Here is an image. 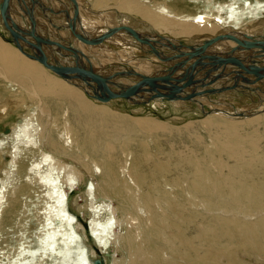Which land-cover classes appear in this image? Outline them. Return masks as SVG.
Wrapping results in <instances>:
<instances>
[{"label": "bare ground", "instance_id": "obj_1", "mask_svg": "<svg viewBox=\"0 0 264 264\" xmlns=\"http://www.w3.org/2000/svg\"><path fill=\"white\" fill-rule=\"evenodd\" d=\"M16 1L8 3L10 22L16 14L28 25L26 8L32 13L31 26L37 21L39 29L48 33L41 34L39 39L43 43H34L35 49L30 50L25 49L24 38H18L24 50L40 54L46 48L50 53L45 55L51 63L56 62H52L50 55H61L63 65L78 62L101 76L109 78L114 74L110 81L116 87L135 85L136 88L129 91L131 99L137 101L135 103L167 99L176 105L187 99L200 104L199 108L203 109L202 102H205L212 109L211 115L224 116L230 126L219 133L226 136L225 140L214 141L215 150L210 154L209 162L200 160L194 149L189 152L175 147L164 150V146L157 145V149L152 150L145 139L137 153L126 146L125 151L137 162L135 167L130 161L132 157L115 166L107 151L99 155L97 146L96 154L87 151V144L95 140L93 133L88 135L85 122L71 118L69 110L58 114L57 102L50 99V95L59 96L88 111L96 106L74 84L91 97L94 92L105 94V86L100 84L99 88L90 82L86 84L55 74L41 62L24 55L18 47L0 39V79L12 96L0 104V123L8 127L0 130V264H94L97 253L103 254L104 264H116L119 260L111 247L117 251L126 248L140 229L138 222H130L131 216L126 213V201L119 188L126 189L127 194L132 193L135 206L143 209L155 201L148 191H143L144 187L155 186L154 177L149 175L160 173L157 178L168 180L170 177L166 173L176 167L182 169L173 182L179 183L182 176L187 180L189 190L228 186L246 189L244 192L257 201L264 198V165L262 173L256 165L258 162L264 164V155L258 153V129L264 126V112L259 113L264 109V0H90L91 7L101 9L93 14L83 0H56L55 4L60 7L55 12L58 16L52 15L55 0H36L39 7L34 0ZM135 16L141 19L135 20ZM145 19L163 34L155 42L151 39L157 38L149 34L146 27L150 24L143 25ZM246 20L248 23L243 24ZM57 23L63 32L58 33ZM11 26L16 32L21 28L20 25L18 29L14 24ZM125 27L134 29L135 34L148 38L147 41L155 46L151 45L150 50L139 49L144 51L141 55L133 51L128 56L126 51L114 52L105 45L102 47L101 42H98L100 47L88 44L85 38L92 34L124 46L135 42V45L131 44L135 49L146 48L145 41L140 44V37L134 41L135 34ZM28 28L26 26L24 30L27 39ZM230 29L237 30L238 34L235 36L233 32L232 37L224 32ZM51 35L59 43L57 51L50 50L54 40L53 37V40L49 39ZM180 37L186 38L185 43L180 42ZM95 47L101 49L99 56L94 55ZM180 47H185L182 51L189 53L181 52ZM198 47L204 48L203 54L221 53L230 60H241V64L228 61L215 65L213 60L196 54ZM167 57L175 59L167 62ZM112 59L128 65L125 69L114 65L106 67ZM142 77L147 80L138 83ZM193 79L198 82L190 84ZM213 89L220 93V99L254 96L256 103L249 110L259 114L245 117L248 114L245 110H222L224 107L221 109L217 100H209L207 93ZM23 106H26L25 112ZM229 115H235L237 120ZM242 130L251 134L244 136ZM106 146L113 147L112 144ZM172 153L179 155L175 167H171ZM228 156L237 161L230 163L228 159L232 158ZM149 164H153L151 170L145 171ZM186 164H192L190 171L185 170ZM118 172L122 174V186L116 181ZM76 183L84 187L85 206L89 208L87 221L82 220L71 206L78 211L82 209L77 195H72ZM118 195V205H115L114 197ZM119 226L125 233L116 231Z\"/></svg>", "mask_w": 264, "mask_h": 264}, {"label": "rangeland", "instance_id": "obj_2", "mask_svg": "<svg viewBox=\"0 0 264 264\" xmlns=\"http://www.w3.org/2000/svg\"><path fill=\"white\" fill-rule=\"evenodd\" d=\"M35 1L36 0H34V2ZM57 1L55 0L53 3L55 4ZM87 1L83 0L82 2L90 7L89 12L91 14L101 10L91 7V1ZM14 2L17 1L9 0L11 4ZM37 6L39 7L38 4ZM53 9L54 12L52 11V15L55 14L58 16L55 12L60 9V7L56 5ZM42 16L45 17V14ZM262 17H264V14ZM1 19L2 10L0 8V39L13 47H17L9 31L4 27ZM22 19L23 18H20L16 14L15 17L11 19V24L15 25V29H18L19 25L21 27L18 29L19 31H17V33H24L25 27L28 26L27 22L25 23V21H23L24 19ZM72 21L75 22V19ZM147 23L150 24L146 26L149 34H153L154 37L157 38L153 40L150 38L151 42H155L161 38L163 34L157 30L150 21H147ZM245 23H248V20L243 22V24ZM57 24L59 27L58 33L63 32V28L59 23ZM38 25H40V23ZM38 25L36 21L34 26H31L33 28L32 30H30V26L28 30H26L28 31L29 38L34 36L32 39L41 44L43 42L39 39L40 35H48V33L39 29L40 26ZM225 27L228 29L230 28L228 26ZM92 28L93 27H90V30L93 31L94 28ZM230 31L224 32L231 36L233 32L235 36L238 34V32H236L237 30L230 29ZM35 32H37L38 36ZM22 36L25 35L23 34ZM61 36H63V34H61ZM87 36L85 38L89 39L88 44L94 43L97 47H100L98 44L101 42L102 47L105 48L106 46V49L114 52L123 50L125 53L126 51L128 56H131L128 53L133 51L136 55H141L140 53H144V51H139V49L150 50L149 47H151V45L155 46V43H150V40L147 41L148 38L140 36L139 34H135L134 41H138L140 37L138 42L142 44L145 41L143 44H146V48L141 47L135 49L134 46H132L135 45V42H132V45H127L125 43L124 46L120 43H112L110 42L111 40L107 41V39H103L102 36H98L101 38H96L92 34ZM141 37H144L142 38L144 40H142ZM23 38L24 37L20 39ZM49 39L53 40V43L50 44L52 47L50 50H59L60 47L57 38L51 35ZM184 39L186 38L180 37L179 40L185 43ZM44 40L47 41L48 39L44 38ZM17 42H19V40ZM44 43L47 44V42ZM25 49L30 50L35 48L27 45ZM183 49L185 50V47H180L181 52L184 51ZM78 51L80 50L78 49ZM93 51L95 56L101 54L99 53V51H101L99 48L95 47ZM203 52L205 51L200 52L201 56ZM42 53L48 54L50 52L46 48H43ZM262 54H264V50H262ZM95 56L91 59L95 58ZM50 57H53L54 61L52 62L64 63L61 55L53 54L50 55ZM139 59L143 60L142 58ZM166 59L167 62H172L175 58L172 60L171 57H167ZM117 60L118 59L113 61L112 59L110 62H108V60L104 61L106 63L108 62L107 64L105 63L107 65L106 67L114 65V67L119 68L121 66V69H125V66L128 65L124 61L121 63V60ZM116 61L121 65L115 63ZM98 70H102V68H98ZM195 80L196 79L189 81L190 84H196L198 81ZM74 86L77 90H81L84 96L90 99L92 101L91 103L96 106V108L83 111L79 109L78 104L75 102L65 100L59 96L50 95V99L57 102V113L62 115L63 111L66 109L69 110L70 117L82 119L86 124L88 135L90 132L93 133L91 135L95 139L91 141L90 144H87V151L91 150L92 153L96 154V146L98 148V153L107 151L111 154L115 166L118 165L119 162H123L124 159L130 160L132 157L130 161L133 164L132 167H135V163L137 162L133 156L125 151L126 146L128 149L137 153L142 147V141L145 139L149 141L152 150H156L157 145L164 146V150H172V147H175L176 149H185L189 152L190 149H194V152H196L200 160H204L205 163L209 162L210 154L215 150L214 141L225 140L226 136L219 133L225 127L230 126V124H226V120L223 119L224 116L221 115L220 117L219 115L216 117L211 115V113H213L211 111L212 109L209 105H206L205 102H202L203 109L199 108L200 104H194L187 99L184 100L186 102L180 100V102L175 105L167 99L155 102L149 101L147 103H131L123 97H115L110 99L109 102L107 101L105 104H102L99 103V100L97 101V99L87 95L77 84H74ZM217 92L218 91L213 89L207 94L209 100H217L220 103V108L222 109L224 107L222 110H226L227 112H233L237 109L242 110V112L245 110L246 113L248 112V114L244 115L245 117H251L264 112V109L256 114L250 112L251 110L249 109L256 103V98L254 96V98L246 96H235L231 98L226 96L220 99V93L218 94ZM10 98H12V96L8 94L6 85L2 84L0 79V104L6 103ZM23 109L25 112L26 106H23ZM229 117L237 120L235 115H229ZM14 118L16 119L17 117L15 116ZM243 120L248 121L249 119ZM5 128H8L7 125L0 123V130ZM258 131L260 132V148L258 153L264 155V126H260ZM242 134L248 136L251 132L242 130ZM107 144H112L113 147L107 148ZM125 152L126 156H124ZM99 155L102 154L100 153ZM228 157L232 158L230 156ZM170 158L173 160L171 167H175L179 155L177 153H172ZM223 158L227 160L226 155H224ZM228 160L230 163L237 161L235 158ZM152 165L153 164H149L144 170L150 171ZM256 165L259 172L262 173L264 164L258 162ZM191 166L192 164H186L184 168L186 171H190ZM144 167L145 165L142 168ZM181 169L180 167H176L172 172H167L166 175L170 177L168 180L157 178V176H160V173L149 175V177H154L155 186L153 188L144 187L143 191H148L150 197L155 201L145 206L143 209H139L135 206L132 193L127 194L126 189L122 187L119 188L121 197L125 198L126 201V213L128 216H131L130 222H138L140 229L136 231L133 242L127 243L126 248L117 251L114 246L111 247L110 250L115 254L117 261L119 260L116 264H264V198L257 201L254 197H250L249 194L244 192L246 189L240 188V190H238V188H230L228 186L215 189L203 187L199 188L200 190H189L187 180L184 177H179V179H181L179 183H174L172 180L176 179L174 176L180 173ZM227 170L228 169H225L224 171ZM117 175L116 181L122 186V174L118 172ZM92 178L94 179V177ZM82 186L83 185H77L76 183L75 190H71L72 195H77L78 203L82 206V209L78 211L74 205L71 206L73 211H75L82 220L87 221L89 208L85 206V193L83 192L84 187ZM118 198H120L119 195L114 197L113 202L115 205H118ZM239 202L243 204L240 205ZM116 231L125 233V229L120 226ZM87 242L91 244V241L88 239ZM99 257H103L104 259L102 253H97L94 259Z\"/></svg>", "mask_w": 264, "mask_h": 264}, {"label": "water", "instance_id": "obj_3", "mask_svg": "<svg viewBox=\"0 0 264 264\" xmlns=\"http://www.w3.org/2000/svg\"><path fill=\"white\" fill-rule=\"evenodd\" d=\"M8 3H9V0H0V8L2 10L1 21L4 25V27L9 31V34L11 35L13 42L16 44L18 49L24 55H26L27 57H29L33 60L41 62L45 67L49 68L54 73H56L62 77H70L73 79H79V80L84 81L86 84H89V82H90L96 86L98 85L99 88L101 87V85L105 86L104 87L105 88V94H98V93L94 92V96H92V98H95L99 101H108V100L115 98V97H123L131 103L137 102V101L134 102L133 99H131V94L129 92L130 90H134L136 88L135 85H131V86L129 85V86L124 87V88H118L112 83V81H110V79H111L110 77L109 78L103 77L97 73H94L91 68H87V67L85 68V66L81 65L78 62L74 63L71 66L63 65V64H60L57 62L51 63L48 61V58L46 57V55L42 52H40V54H38L35 51H33V52L25 51L21 47V45L17 42L18 38L24 37L26 44L29 46H33V44L37 41L33 40L32 37L29 38L30 40L27 39L26 36H22L25 33H21V32L17 33L12 28L11 22H10V17H9V11H8ZM21 3H22V0H21ZM30 8L31 7L29 6V9ZM27 10L28 9L24 8V12L29 15L28 26L31 27L30 23L33 22V17L31 15L32 13H29ZM32 29L33 28L31 27V30ZM125 29L130 31L131 33L135 34L134 29L129 28V27H125ZM29 36H30V34H29ZM86 40H89V39H86ZM181 43H183V42H181ZM64 46H66V45H64ZM65 49L69 50V48H67V47H65ZM203 49H204L203 47H199L198 49H196L195 50L196 54L201 56V53L199 54V52H201ZM186 53H189V51ZM202 57L204 59H207V60H213L212 63H214L215 65L225 64V62L227 63L228 61H230L236 65L241 64V60H236L234 58L232 60H230L229 57H225V56H223V54H221V53L218 54L217 52H213V51H210V53L203 54ZM146 80H147L146 77H142V79L140 81H138V83H141V82L145 83ZM114 87H116V88H114ZM144 101H146V100H142L138 103H141ZM83 225L85 228L87 227V225L84 222H83ZM94 264H104L103 257H99V258L94 259Z\"/></svg>", "mask_w": 264, "mask_h": 264}, {"label": "crops", "instance_id": "obj_4", "mask_svg": "<svg viewBox=\"0 0 264 264\" xmlns=\"http://www.w3.org/2000/svg\"><path fill=\"white\" fill-rule=\"evenodd\" d=\"M135 19L140 20L141 18H139V17H135ZM143 25H149V23H147V22L145 21Z\"/></svg>", "mask_w": 264, "mask_h": 264}]
</instances>
